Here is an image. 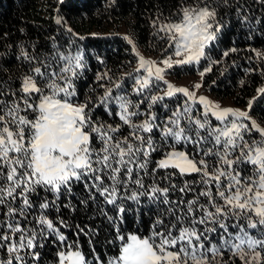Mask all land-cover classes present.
<instances>
[{"label":"snow or ice","instance_id":"1","mask_svg":"<svg viewBox=\"0 0 264 264\" xmlns=\"http://www.w3.org/2000/svg\"><path fill=\"white\" fill-rule=\"evenodd\" d=\"M178 16L158 26L153 22L157 34H165L161 39L166 38L174 48L176 59H163L160 63L164 67L145 60L133 41L125 37L139 58L137 71L146 69L147 73L136 78L134 91L149 95L133 102L125 95L113 96L111 89L105 92L100 103L109 115L113 113L108 105L115 103V115L121 124H98L86 110L87 103L73 100L77 95L74 79L83 67L79 53L58 52V71L53 62L45 61L31 69L33 75L24 76L19 89L0 82V207L5 217L0 220V249H6L9 256L0 264H26V256L21 255L25 250L38 260L40 253L35 249L52 234L63 248L57 253L58 264H89L78 244L65 243V236L47 218L50 208L59 211L56 202L62 195H74L73 182L82 183L89 194L81 204L87 206L89 200L97 203L95 189L106 205L113 206L116 216L108 215L103 208L100 212L114 224L123 222L133 210L127 206L128 201L137 206V211L143 208L141 197L146 196L149 205H154V211L151 207L147 210V236L131 233L125 237L117 229L119 254L108 264H229L223 259L226 253L238 256L242 264H264V128L251 120L247 111L221 108L204 96L197 97L194 90L164 80L165 71L174 64L199 63L220 30L217 11L208 0H182ZM56 22L60 24L61 20ZM23 55L30 63L35 60L27 53ZM200 75L203 78L204 72ZM154 81L167 85L163 95L151 94ZM201 86L196 83L193 88ZM177 93L187 97L185 107H178L166 121L158 122L153 106ZM261 93L264 88L258 89ZM144 99L149 100L146 112L139 109ZM189 102L205 106L204 119L192 115ZM161 106L168 108L166 104ZM251 106L249 101L248 108ZM209 112L219 126L210 125ZM141 115L145 116L143 120L133 121ZM246 120L251 121V127L243 123ZM123 125L130 129L127 136L121 133ZM252 129L259 132L260 140L245 139L244 133ZM157 130L159 141L155 138ZM156 152L162 157L150 169ZM158 170H165L161 179L168 184L160 186L157 182ZM177 172L180 177L196 174L199 179H185L178 185L172 180ZM148 176L153 182L146 187ZM41 191L52 193L53 199L41 196ZM175 191L181 196L170 200L169 193ZM189 192L194 196L185 200ZM33 196L40 197L41 211L36 217L39 231L21 226L16 219L19 216L31 224L28 216L37 206ZM201 197L206 199L201 201ZM64 207L75 210L71 202ZM61 224L66 226L63 221ZM96 264L104 262L98 257Z\"/></svg>","mask_w":264,"mask_h":264},{"label":"trees","instance_id":"2","mask_svg":"<svg viewBox=\"0 0 264 264\" xmlns=\"http://www.w3.org/2000/svg\"><path fill=\"white\" fill-rule=\"evenodd\" d=\"M191 2L192 0H188V3ZM208 2L217 11L216 22L220 25V30L205 49V57L199 63L174 65L166 74L179 79L204 72L203 78L200 75V89L203 92L217 100H228L234 106L247 107L249 116L264 128V93L258 94V89L264 88V0ZM181 3L182 0H0V82L12 89H19L24 76L33 75L31 69L45 61L53 62L54 69L58 71V67H55L58 52L65 55L79 53L82 55L83 67L77 70L78 77L74 79L77 95L73 100L81 104L87 103L86 110H90L93 120L98 124H121L119 117L115 115L118 111L116 104L108 105L113 113L109 115L105 105L100 103L105 92L111 89L113 96L125 95L133 102L149 95L147 92L137 95L134 91L135 75L132 74V66L136 61V52L125 37L133 41L136 51L142 55L161 58L170 54L172 47H169L166 38L161 39L164 33L157 34L153 22L158 26L178 19ZM58 18L61 20L60 24L56 22ZM23 53L35 57V60L30 63ZM44 70L42 67V71ZM116 84L120 87L117 88ZM161 85V81H154L151 94L163 95ZM186 100L183 94L177 93L173 97H165L161 103L153 106L152 111L156 113L158 122L166 121L175 109L185 107ZM249 101H252L251 109L248 108ZM189 103L193 109L192 115L204 119L201 107L197 103ZM148 104L149 100L144 99V103L139 106L140 111L146 112ZM161 104L168 105V108L165 109ZM144 118V115L133 117V121L139 122ZM208 120L212 126L220 125L209 114ZM182 124L186 125L187 121L183 120ZM129 131L127 125L122 126L123 135L127 136ZM160 135L157 130V141L160 140ZM244 136L247 140H257L259 133L251 130L244 133ZM161 157L160 152L152 154L150 169ZM164 171L158 170L156 173L160 186L168 184V180L161 179ZM168 171L176 172L175 169ZM104 179L106 183H110L107 177ZM185 179L198 180L199 177L196 174L180 177L178 172L172 177L173 182L178 185H182ZM152 182L151 176L145 177L146 187ZM73 183L74 195H62L56 202L59 211L50 208L47 210V218L65 236V243L78 244L88 262L95 264L98 257L105 262L110 257L107 254L113 257L118 255L120 241L116 239L117 229L124 236L129 233L140 236L149 234L150 217L147 210L151 207L154 211V205H149L146 196L141 197L143 208L140 211H137L133 202L128 201L127 206L133 210L126 214L123 222L117 220L114 224L100 212L103 208L108 215L116 216L113 206L106 205L104 198L95 189L92 191L97 203L89 200L87 206L81 204L80 200L87 198L89 194L82 183ZM44 195L49 200L53 199L52 193L45 194L41 191V196ZM180 196L178 191L169 193L170 200H177ZM193 196L194 193L189 192L184 199L188 200ZM32 199L37 206L28 216L31 224L19 216L16 219L20 220L21 226L39 231L41 226L36 217L41 211L38 207L40 197L33 196ZM200 199L204 201L206 198ZM69 202L75 205V210L64 207ZM3 212L4 209L0 207V220L5 219ZM114 240L115 243L112 242ZM37 243L41 241L38 239ZM42 244V247L35 249L40 253L38 260L28 256L27 250L21 253L26 256V264H53L57 261L58 251L63 250L57 236L52 234L44 237ZM8 258L6 249H0V260ZM223 259L229 261V264H242L240 258L232 257L231 253H226Z\"/></svg>","mask_w":264,"mask_h":264},{"label":"rangeland","instance_id":"3","mask_svg":"<svg viewBox=\"0 0 264 264\" xmlns=\"http://www.w3.org/2000/svg\"><path fill=\"white\" fill-rule=\"evenodd\" d=\"M173 50H172V52L170 53V54H168V55H165V56H163V57H153V56H147V55H142V54H140L141 56H143L144 57V59L145 60H149V61H154L156 64H157V66H159V67H164V65L162 64V63H160L163 59H167L169 56H171L172 57V59L173 60H175L176 59V57L173 55V53H174V48H172ZM136 54V53H135ZM175 65V64H174ZM173 65V66H174ZM138 67H139V58H138V56L136 55V61H135V64L132 66V74L133 75H135V81H136V78H138V77H142V76H144V75H146L147 73H146V69H140L139 71H137V69H138ZM172 68V67H171ZM171 68H168L167 70H169V69H171ZM166 70V71H167ZM166 71H165V74H164V80L165 81H167L168 83H171L172 85H174L175 87H187V88H189V90L190 91H196V95H197V97H199V96H204L206 99H208L209 101H211L212 103H214V104H218L221 108H232V109H236V110H241V111H247V107H237V106H234V105H232L228 100H217V99H215V98H213V97H211L210 95H208L206 92H203L201 89H198V90H195L194 88H193V85L194 84H196V83H200V74L198 73V74H195V75H193V76H184V77H181V78H179V79H174V78H171L170 76H168L167 74H166ZM157 82V81H156ZM162 82V85H161V87H160V91H161V93L163 94V92L166 90V88H167V85L164 83V81H161ZM180 94H182V93H180ZM187 98V97H186ZM200 107H201V109H202V111L204 112L205 111V106L204 105H201V104H199V103H197ZM212 118H214V119H216L214 116H212L211 115V112H209L208 113ZM229 119H231V118H229ZM251 120H253L252 118H251ZM243 123H245L246 125H248L249 127H251V121H243ZM252 130H254V131H256L255 129H252ZM259 133V132H258ZM246 139V138H245ZM261 139V137H260V134H259V137H258V139L257 140H260ZM247 140V139H246ZM129 234H131V233H129ZM136 234V233H135ZM128 235V234H127ZM126 235V236H127ZM125 236V237H126ZM107 256H110L109 258H107V260L104 262V264H108V261H109V259L110 258H112L113 256H111V255H109V254H107ZM118 256V255H117ZM115 257V256H114ZM53 264H58V255H57V261L55 262V263H53ZM89 264H93V263H91V262H89Z\"/></svg>","mask_w":264,"mask_h":264}]
</instances>
